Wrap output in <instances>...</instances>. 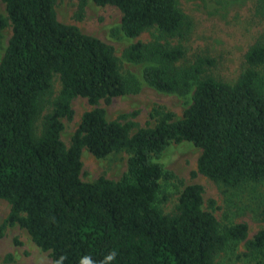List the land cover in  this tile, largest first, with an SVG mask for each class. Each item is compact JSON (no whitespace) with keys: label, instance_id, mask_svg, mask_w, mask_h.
<instances>
[{"label":"trees","instance_id":"obj_1","mask_svg":"<svg viewBox=\"0 0 264 264\" xmlns=\"http://www.w3.org/2000/svg\"><path fill=\"white\" fill-rule=\"evenodd\" d=\"M1 1L0 42L11 27L0 60V199L10 204L5 225L24 228L51 264H214L219 250L242 240L264 261V228L246 239L245 222L222 226L204 209L198 183L186 185L165 213L161 186L173 174L157 160L170 142L190 141L201 150L196 173L225 191L264 185V30L230 83L208 72L213 59L186 57L181 40L192 23L177 0H92L119 9L127 37L158 31L156 39L123 51L128 62L147 63L149 85L178 95L192 91L182 118L155 107L149 114L155 125L140 126L136 110L109 120L98 106L140 87L133 74L121 73L110 44L60 21L56 0ZM253 11L264 28V0H254ZM55 76L61 87L49 99ZM76 97L94 107L66 145L62 119L72 120ZM84 147L97 158L129 152L126 171L118 180H82Z\"/></svg>","mask_w":264,"mask_h":264},{"label":"rangeland","instance_id":"obj_2","mask_svg":"<svg viewBox=\"0 0 264 264\" xmlns=\"http://www.w3.org/2000/svg\"><path fill=\"white\" fill-rule=\"evenodd\" d=\"M177 3L192 23L191 32L181 40L186 57L191 59L201 55L213 59L214 65L209 67L208 72L218 79L235 82L246 67L245 52L264 30L263 24L253 14L254 0H177ZM55 10L60 21L75 24L82 32L110 44L119 60L121 73L133 74L139 82L138 91L116 96L110 103L99 101L98 106L105 109L107 119L113 120L120 114L136 110L138 115L134 120L140 126H153L156 119L150 118L149 114L155 107L172 111L175 119L182 118L183 111L192 101V91L184 95L162 92L144 80L143 70L147 63H131L123 57L124 49L135 41L156 39V29L147 30L134 38L127 37L120 28L119 9L110 4L97 5L92 0L85 3L81 0H56ZM0 14L6 15L5 4L1 0ZM10 35L11 27L7 26L2 30L0 60ZM170 41L172 44L179 42L177 39ZM259 71L264 75V68ZM60 87L55 76L53 93L48 98L54 99ZM71 105L74 111L72 120L62 119L61 138L66 145L70 144L82 114L94 107L84 97H76ZM49 109L47 105L42 114ZM200 152V148L190 141H172L157 158L165 170L173 174L171 179L162 182L160 198L164 195L167 198L161 203V208L165 213L172 212L183 188L198 183L203 187L204 209L211 211L222 226L245 222L248 225L246 239H251L264 228V185L247 183L225 191L208 177L196 173ZM129 155V152L121 150L97 158L84 147L81 179L93 181L105 176L118 180L127 169ZM9 211L10 204L0 199V264H51L49 252L37 246L24 228L18 224H4ZM261 261L264 262L258 252L247 248L245 240L228 243L214 257V264H264Z\"/></svg>","mask_w":264,"mask_h":264}]
</instances>
